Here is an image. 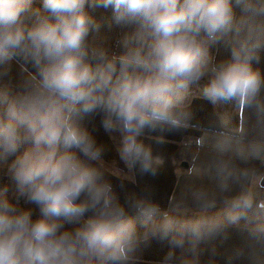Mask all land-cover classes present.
<instances>
[{"label": "clouds", "instance_id": "1", "mask_svg": "<svg viewBox=\"0 0 264 264\" xmlns=\"http://www.w3.org/2000/svg\"><path fill=\"white\" fill-rule=\"evenodd\" d=\"M262 59L264 0H0V264H140L152 241L168 248L159 264H201L230 229L243 242L225 264H264ZM193 87L237 118L198 140L213 186L190 190L197 213L149 190L122 200L86 119L101 117L129 172L155 177L154 146L196 127Z\"/></svg>", "mask_w": 264, "mask_h": 264}, {"label": "crops", "instance_id": "2", "mask_svg": "<svg viewBox=\"0 0 264 264\" xmlns=\"http://www.w3.org/2000/svg\"><path fill=\"white\" fill-rule=\"evenodd\" d=\"M217 60L226 58L228 52L224 48L215 49L213 53ZM264 72V59L256 65ZM20 69L13 65L12 75L17 77ZM191 111L193 112V123L196 127L188 130L171 133L163 137L162 145L155 147L159 158V174L155 177L140 176L137 173L129 172L119 161L116 152L118 141L107 134L101 126V117L92 116L85 121V126L96 137L97 142L105 146L104 162H111L113 166L104 163V170L108 178L116 186L121 199L126 193L140 194L145 190L152 192L153 198L160 204L162 210H170L173 204L180 205V211L187 210L189 216L195 215L197 209L191 205L190 190L193 187L205 186L212 188V183L204 174V169L209 160V153L206 149L198 147V140L203 135V129L210 125H216L219 117L224 114L232 116L233 126L236 117L231 108H221L209 104L199 96V92H193L190 98ZM241 122L244 114L241 113ZM249 135H255L259 131L251 124L248 129ZM194 142L197 145L196 152L189 161V167H182L181 160L177 157V149L180 144L186 141ZM147 142H151V139ZM123 184V189L119 186ZM243 242V235L237 229H230L227 237H220L206 245L201 256V264H225V257L235 247ZM168 251L165 244L157 241L143 248L139 253L140 264H159Z\"/></svg>", "mask_w": 264, "mask_h": 264}, {"label": "trees", "instance_id": "3", "mask_svg": "<svg viewBox=\"0 0 264 264\" xmlns=\"http://www.w3.org/2000/svg\"><path fill=\"white\" fill-rule=\"evenodd\" d=\"M97 15L98 16H101V15H107V13H103V12H97ZM118 33H119V29H114L113 31L111 32H107V30H105V35L108 36L112 42V46L113 48L115 49V39L116 37L118 36ZM214 50L213 49V53H214ZM196 149H197V145L194 143V142H190V141H186L185 143H182L179 145L178 149H177V157L180 159V160H188V161H192V158L196 152ZM105 163L108 165V166H113V164L111 162H106ZM21 204L22 206H25V207H28L29 205H24L23 204V201H21Z\"/></svg>", "mask_w": 264, "mask_h": 264}, {"label": "water", "instance_id": "4", "mask_svg": "<svg viewBox=\"0 0 264 264\" xmlns=\"http://www.w3.org/2000/svg\"><path fill=\"white\" fill-rule=\"evenodd\" d=\"M180 164L182 167H186V168L189 167V161L188 160H185V159L181 160Z\"/></svg>", "mask_w": 264, "mask_h": 264}, {"label": "rangeland", "instance_id": "5", "mask_svg": "<svg viewBox=\"0 0 264 264\" xmlns=\"http://www.w3.org/2000/svg\"><path fill=\"white\" fill-rule=\"evenodd\" d=\"M201 83H203V81H202ZM193 92H195V93H196V92H199V89H198L197 87H193V89H192V93H193Z\"/></svg>", "mask_w": 264, "mask_h": 264}]
</instances>
